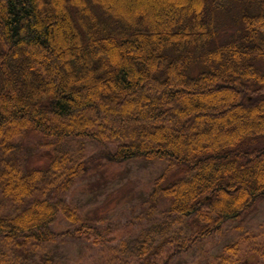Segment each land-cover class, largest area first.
<instances>
[{"label":"trees","instance_id":"16d2710c","mask_svg":"<svg viewBox=\"0 0 264 264\" xmlns=\"http://www.w3.org/2000/svg\"><path fill=\"white\" fill-rule=\"evenodd\" d=\"M230 3L243 13L221 35ZM0 44V142L35 133L94 141L107 163L168 161L151 197L195 228L173 256L264 200V0H0ZM89 169L67 156L0 172L16 207L0 214V264L6 244L54 242L60 214L94 230L62 197Z\"/></svg>","mask_w":264,"mask_h":264},{"label":"rangeland","instance_id":"374dc122","mask_svg":"<svg viewBox=\"0 0 264 264\" xmlns=\"http://www.w3.org/2000/svg\"><path fill=\"white\" fill-rule=\"evenodd\" d=\"M229 5V13L219 14L221 35L243 13L240 6ZM2 50L0 44V55ZM102 152L103 147L91 140L57 142L35 133L0 142V172L16 163L25 169L46 168L67 156L87 160L89 173L62 197L77 210L81 224L94 228L74 234L79 225L60 214L52 225L58 236L54 242L35 244L22 252L6 244L7 264H264V200L239 220L225 223L221 231L173 256L175 247L187 242L195 228L191 219L181 221L169 213L168 199L151 197L155 180L170 163H107ZM176 170L170 174V183L184 177L182 169ZM15 209L0 191V214L13 215Z\"/></svg>","mask_w":264,"mask_h":264}]
</instances>
